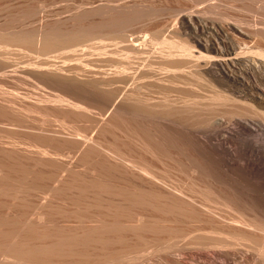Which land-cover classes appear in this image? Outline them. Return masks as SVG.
<instances>
[{"label": "bare ground", "instance_id": "6f19581e", "mask_svg": "<svg viewBox=\"0 0 264 264\" xmlns=\"http://www.w3.org/2000/svg\"><path fill=\"white\" fill-rule=\"evenodd\" d=\"M231 1L83 2L35 28L26 22L55 0L4 15L0 83L29 82L33 96L0 99V119L47 128L0 140V264L136 261L152 242L173 250L179 224L214 221V205L232 210L238 225L199 244L244 247L264 264V0ZM164 12L171 30L161 37ZM14 47L37 60L8 69ZM56 52L62 64L49 56ZM151 89L166 96L154 101ZM70 120H89L96 131ZM75 150L77 164L62 161ZM49 189L52 198L37 204Z\"/></svg>", "mask_w": 264, "mask_h": 264}, {"label": "rangeland", "instance_id": "374dc122", "mask_svg": "<svg viewBox=\"0 0 264 264\" xmlns=\"http://www.w3.org/2000/svg\"><path fill=\"white\" fill-rule=\"evenodd\" d=\"M38 1L40 2L42 0H11V1L9 0L7 2L10 5L8 3L7 4L9 6L6 5L8 8L7 7H3L1 5L2 6V9L4 8L5 11L4 10L2 11V9H0L1 10L0 16L2 17V19H0V20L3 21L4 15L6 17L7 16L9 17L14 12L16 13L17 12L16 9H18V7H20V5L22 7V4L23 5H26L27 4L28 6H32L33 5L32 7H34L35 4L37 6ZM223 1L221 0V3H223V4L226 5V3L228 1H229L228 3L230 4V1L231 0H223ZM83 2H86V3L96 2V4H98L100 2H103V0L102 1L101 0H55V2L49 4L48 7H45L40 13H38L36 16L32 17L30 19L31 22L30 21L29 22L27 21L26 24L30 23V24H32V25L29 24L30 28H35V25L38 26L43 19H46L48 17L50 18L51 16L52 17L53 16L55 17L57 14H60L61 17L66 18L68 16V14H71L72 13V12H68V9L74 8L77 5L79 6ZM157 3H158L159 6L160 5L162 6V4H159V2H157ZM228 3H227V5H228ZM237 3H239L238 4V6H239L240 5V2H237ZM73 5H74V7H73ZM238 13L241 14L242 12H238ZM244 13L247 15V17H245V18L252 20L253 19V16H254V19L253 20L254 21H257L258 16H257V14L254 11H247V12H244ZM244 13H242L243 16L245 15ZM164 14H163L162 17L161 16L159 17L158 21L156 20L157 23H158V25H159V27H160V24H161L160 30L166 28L165 30L160 31L161 33H159V35L162 34V35H160L161 37H164V36L169 35V33H170L169 30H171L170 26L168 25V22L167 23L165 22V21H169V22L171 21L170 20L171 18L169 17V13L167 12V14H166L164 12ZM248 17H250V18H248ZM251 17H252V19H251ZM167 18H170V19L167 20ZM213 20L214 21H217V22H221L219 18H214ZM32 22H34V23H32ZM18 23H20V26L23 25V24H21V22H16L15 25L19 26ZM37 23H39V24H37ZM33 24H34V27H33ZM153 24L155 25L156 23H153ZM165 24H167V25H165ZM24 25H25V23H24ZM158 25H156L155 27L157 28ZM157 29H159V28H157ZM12 49L13 50L10 49V52L8 51L9 53L8 54L6 53V56H5L7 58V60L5 62H7L9 65L10 64L13 65V66L10 65L11 67L8 68L10 70L11 69L12 70L15 69V67L17 68L18 66L19 67L20 66H28L29 63L31 62V59L32 60H37V58H36L37 56H35L36 54H34L31 51H23L21 49L19 50V48H17V47H14ZM49 56L53 58V61L55 63H57V64H62L63 63V59L61 57H58V53L57 52L56 53H52ZM76 59L77 58L74 57L73 60H70L69 59V60H67V62L70 63V64L71 63L72 64L73 63H77L78 60H76ZM29 79H30V81L36 82V83L39 84V81L37 80L36 77H30ZM39 85L41 86V84H39ZM123 86L126 88L125 85H123ZM29 87H30L29 86V82L27 84H24V85H21V86L14 85L12 83H7V84L0 83V99H2V98L3 99L4 98H7V99H15L16 98L15 97V94H17L18 95V98L19 97H24L25 101H28V100L32 99V96H33V95L27 93V89ZM171 89L168 90L169 93L167 95L169 96V98H171V100L172 99L174 100L175 98L177 100L178 99L177 96L180 95L181 93L177 92L179 90H175V89L171 90ZM46 90L48 92L50 91L52 93L53 92L54 93H59V90H54V89H49V88L46 89ZM145 94H147L146 96H148L150 98H153L152 100L156 99L154 101H157V100L159 101L161 97L163 98L164 96H166V95H164L162 93H158V91L156 92L155 89H151L150 92L148 91ZM178 97H180V96H178ZM70 121L71 122H75L76 124H78L81 127H83V129L85 128V130H86V128H89L90 130H92L94 132L96 131L95 127H93L94 124L91 123L89 120H76V121L70 120ZM69 126L70 125H68V127ZM53 127L58 128L56 126V123L54 124ZM46 128H47V125L31 124L28 121H23V122L16 121V122H12V121H10L7 118H1L0 119V140L1 141H4V142L8 141V137L11 136L12 133L15 134V135H19V134H22V133L38 132V131L44 130ZM91 128H93L94 130L91 129ZM94 132L90 133V131H89L90 134H93ZM72 153L73 154L67 153V156H68V154H71L72 157H73V159H72L71 155H69L68 157L67 156L62 157L63 160L62 159L61 160L64 161L65 163L68 162L69 165H75V164H77L75 162V159L77 157H79L78 156L79 155V151H76L75 150V151H72ZM80 169H81V167H80ZM67 174H68L67 171H63L61 173V176L63 177V176H66ZM167 178H168V181L169 182L167 181ZM53 181H49V184L50 185H54V184L57 185L58 182L56 180H53ZM166 181L169 184H171L170 186L172 188H176L177 186H175V185H179L180 184V183L178 184L179 179L174 178V177L173 178L171 177V179H170V177L167 176L166 177ZM179 187H180V185H179ZM50 190L51 189L47 190V192L45 191V193H43L41 195V198L36 197L37 204H39V203L40 204L41 203H46L47 201L50 200V198H52L53 195L51 196L50 194L51 193L53 194V192H49ZM214 207H215L216 213H214V211H213L214 210ZM214 207H212L213 208L212 209V211H213L212 213L214 215V221L213 220H207V219H201L199 221H185V222L179 224V233L174 237L175 240L172 241L173 244L175 245L176 249H175V247L172 248L173 250H171V249H164V246L166 244L165 245L164 244H161L160 245V244H157V242H152L153 244L150 243L148 247H145L144 248L145 251H141L142 253H139L140 251L138 253H136L137 255L138 254L140 255V257L138 256L139 258L137 257L139 260L136 259V256L137 255L134 254V257H135L134 259H136V261H134V260H133L134 262L133 261L131 262V261H128V260L127 261L130 262L129 264H167L169 262V261H167V260H169V257H171V256L173 257L174 256L173 258L182 259V261L184 262V264H197L198 261L200 262V261H209V260L211 262H217V263H222V264H226V263H228V264H258V258L254 255L255 253H253L252 251H247L246 248H245L246 251L245 250H242V249H244V247L242 249L240 247H236L237 249L236 248L235 249L234 248H229V249H209V248H206V247L201 246L199 244V242L201 241V239H200L201 236H208V235L215 234V235H220V236H224V237H230L231 234H230L229 228L233 224L238 225L237 223L233 222L232 219H231L232 218L231 216L234 215L233 214L234 212H231L232 210L230 211V210H228V208L224 209V207L223 206H220V205H214ZM74 221H77V222H72V223H75V224L78 223V225H79V220L78 219H74ZM86 223H88V221H86ZM230 223H231V225H230ZM81 224H82V222H81ZM237 238H239V237H237ZM261 241L264 242V238L263 239L262 238L259 239V242H258L259 247H262V245H264V243L262 244ZM179 248H181L180 250H182V249L183 250L182 251H177V250H179ZM219 250H222L224 252L225 251H229L231 254L233 253L231 255V256L234 255L233 257H231L232 260L231 259L230 260H226V259L218 256L216 254V251H219ZM172 251H174L175 253L172 252ZM246 252L247 253L249 252L248 253L249 255ZM234 253L237 254L236 255L237 257L235 256ZM250 253L253 254L254 257L256 258L255 259L253 257V255H252V258L254 259V261H253V259H250L251 258ZM166 256H168V258ZM165 257H166V259H165ZM233 259H234V261L236 259V262H234ZM248 259H250V261ZM119 261H117V262H119ZM127 261L126 260L124 262L122 261V263L120 261L119 263H121V264H123V263L124 264H127V263H125ZM117 262H115V263H117ZM119 263H117V264H119Z\"/></svg>", "mask_w": 264, "mask_h": 264}]
</instances>
